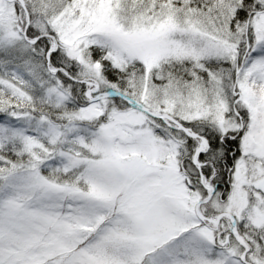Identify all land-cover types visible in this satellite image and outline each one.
I'll use <instances>...</instances> for the list:
<instances>
[{
    "label": "snow or ice",
    "instance_id": "6c2138e0",
    "mask_svg": "<svg viewBox=\"0 0 264 264\" xmlns=\"http://www.w3.org/2000/svg\"><path fill=\"white\" fill-rule=\"evenodd\" d=\"M0 264H264V0H0Z\"/></svg>",
    "mask_w": 264,
    "mask_h": 264
}]
</instances>
